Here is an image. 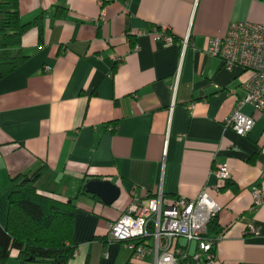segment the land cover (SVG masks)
<instances>
[{
    "label": "crops",
    "instance_id": "obj_1",
    "mask_svg": "<svg viewBox=\"0 0 264 264\" xmlns=\"http://www.w3.org/2000/svg\"><path fill=\"white\" fill-rule=\"evenodd\" d=\"M18 11L23 24L41 15L42 29L23 34L25 60L0 78V226L14 178L40 170L37 191L75 205L67 264H140L109 224L133 199L205 190L218 206L217 262L264 264V202L253 208L251 196L264 177V109L241 107L254 119L245 136L227 127L249 73L205 52L232 22L264 23V2L18 0ZM161 26L172 43L154 39ZM216 164L229 174L222 187ZM89 180L110 181L118 199L82 192ZM6 264H18L15 250Z\"/></svg>",
    "mask_w": 264,
    "mask_h": 264
},
{
    "label": "built area",
    "instance_id": "obj_2",
    "mask_svg": "<svg viewBox=\"0 0 264 264\" xmlns=\"http://www.w3.org/2000/svg\"><path fill=\"white\" fill-rule=\"evenodd\" d=\"M99 17H104L102 9ZM151 33L165 45L174 41L164 26L153 27ZM188 42L189 34L181 40L183 50ZM205 52L227 68L238 65L249 73L241 84L244 96L237 99L233 112L225 120V125L238 136H245L253 127L254 119L242 114L241 107L248 104L255 111L264 109V23L232 22L225 36L207 40ZM214 174L218 187L229 179L224 164H216ZM251 196L253 208L264 202V177L251 188ZM217 211V204L205 190L195 199L173 200H166L159 192L145 201L133 199L119 218L109 224L108 238L124 243L134 263L219 264L215 246L221 234L207 235V226Z\"/></svg>",
    "mask_w": 264,
    "mask_h": 264
},
{
    "label": "trees",
    "instance_id": "obj_3",
    "mask_svg": "<svg viewBox=\"0 0 264 264\" xmlns=\"http://www.w3.org/2000/svg\"><path fill=\"white\" fill-rule=\"evenodd\" d=\"M41 18L23 24L18 0H0V78L25 60L21 37L32 27L41 31ZM39 174L40 170L14 178L16 189L8 197L6 224L0 226V264L7 263L12 250L17 252L18 264H67L74 254L73 199L63 201L39 193L35 187ZM215 218L207 226V235L217 231Z\"/></svg>",
    "mask_w": 264,
    "mask_h": 264
},
{
    "label": "water",
    "instance_id": "obj_4",
    "mask_svg": "<svg viewBox=\"0 0 264 264\" xmlns=\"http://www.w3.org/2000/svg\"><path fill=\"white\" fill-rule=\"evenodd\" d=\"M86 194L94 195L105 205L113 204L119 197V188L110 181L89 180L84 185Z\"/></svg>",
    "mask_w": 264,
    "mask_h": 264
}]
</instances>
